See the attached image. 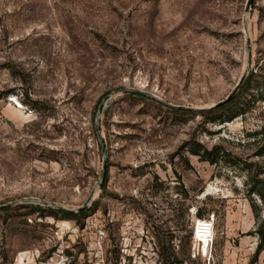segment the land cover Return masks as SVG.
Instances as JSON below:
<instances>
[{
	"label": "rangeland",
	"instance_id": "1",
	"mask_svg": "<svg viewBox=\"0 0 264 264\" xmlns=\"http://www.w3.org/2000/svg\"><path fill=\"white\" fill-rule=\"evenodd\" d=\"M248 2L0 0V264H107L118 250L158 264L169 245L184 264H252L245 175L190 154L194 141L256 162L245 138L264 103L225 123L207 113L248 64L235 99L264 76V0ZM198 221L213 223L209 247Z\"/></svg>",
	"mask_w": 264,
	"mask_h": 264
},
{
	"label": "trees",
	"instance_id": "2",
	"mask_svg": "<svg viewBox=\"0 0 264 264\" xmlns=\"http://www.w3.org/2000/svg\"><path fill=\"white\" fill-rule=\"evenodd\" d=\"M242 96L248 97V100L242 103L241 100L235 99L225 104L222 107L215 108L208 111V114H214L217 111L224 110L221 115L210 118L211 123H225L229 122L239 116H244L253 111L258 104L264 103V76L260 81L257 77L252 75L248 80V84ZM246 143L248 146L255 149V153L251 158H255L256 162H248L240 157L226 151L224 148L216 146L212 149H207L199 143L190 142V154L198 157L200 161L206 162L211 166H225L235 172H241L245 175L246 181V198L250 204L254 219L256 221V229L251 236L258 239L256 252L253 256L252 264L259 261L261 254L264 252V122L258 130L246 134ZM36 211L46 210L52 215H62L65 218H72L79 220L85 215V212L80 214H69L62 212H55L52 209L36 208ZM167 243L164 241L162 244ZM158 253V264H184L185 260L181 259L180 254L175 252L173 246L168 248H161ZM113 254V252H111ZM116 255V254H115ZM121 251H117V255L110 257L107 264H122Z\"/></svg>",
	"mask_w": 264,
	"mask_h": 264
},
{
	"label": "water",
	"instance_id": "3",
	"mask_svg": "<svg viewBox=\"0 0 264 264\" xmlns=\"http://www.w3.org/2000/svg\"><path fill=\"white\" fill-rule=\"evenodd\" d=\"M253 2H254V0H249V2H248V7H249L250 5H252ZM250 68H251V65L248 64V66H247V70H246V72H245V74H244V76H243V78H242L240 84H239L238 87L236 88L235 92H234V93H233V94H232V95H231V96H230L225 102L221 103L220 105L227 104V103L231 102L232 100H234V99L236 98V95L238 94V92H239L240 89L244 86V84H245V82H246V78H247V76H248V73H249V71H250ZM130 92H131V91L128 90V89H120V90H117V91L113 92V96H116V95H118V94H122V93H130ZM135 93H137V94H139V95H141V96H144V97H146V98H150V99H153V100L160 101L158 98H156V97H154V96H152V95H150V94H146V93H142V92H135ZM110 102H111V98H107L106 100L102 101L101 104H100L99 113H101V112H102V109L104 108V106H105V105H109ZM98 140H99V144H100V146H101V148H102V151H103V153L105 154L104 144H103V141H102V138H101L100 135L98 136ZM105 160H106V159H105ZM105 169H106V166H105V168H104V171L102 172V176H101L102 178H103L104 175H105ZM28 203L31 204V205H34V204H36V205H40L39 203H33V202H28ZM42 205H43L44 207L53 208V209H56V210H58V211L69 212V211H67V210H64L61 206H58V205H55V204H49V203H47V202H43ZM85 208H86V205L83 206L82 208H80L78 211L80 212V211L84 210Z\"/></svg>",
	"mask_w": 264,
	"mask_h": 264
},
{
	"label": "built area",
	"instance_id": "4",
	"mask_svg": "<svg viewBox=\"0 0 264 264\" xmlns=\"http://www.w3.org/2000/svg\"><path fill=\"white\" fill-rule=\"evenodd\" d=\"M213 237V223L211 221H198L195 228V238L202 245L204 244V239H207V247H209L213 241Z\"/></svg>",
	"mask_w": 264,
	"mask_h": 264
}]
</instances>
